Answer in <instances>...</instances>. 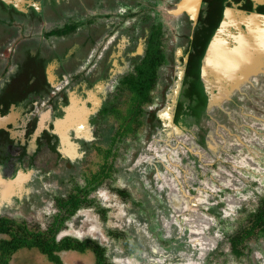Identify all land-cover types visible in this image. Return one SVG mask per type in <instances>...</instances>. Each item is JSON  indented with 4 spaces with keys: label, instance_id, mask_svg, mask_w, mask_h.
Listing matches in <instances>:
<instances>
[{
    "label": "flooded vegetation",
    "instance_id": "af4514ba",
    "mask_svg": "<svg viewBox=\"0 0 264 264\" xmlns=\"http://www.w3.org/2000/svg\"><path fill=\"white\" fill-rule=\"evenodd\" d=\"M180 1L0 0V225L27 229L5 208L20 205L24 196L44 198L50 224L36 232L59 226L58 240L97 242L102 264H133L135 254L112 246L120 238L127 242L124 227L139 233L136 221L154 216L163 235L171 228L178 236V207L179 216L193 218L183 221V234L197 250L195 257L211 253L207 242L198 247L193 237L201 228L212 238L209 210L216 213L217 204H227L223 199L214 204L220 197L213 195L238 189L247 176L263 179L256 175L262 168L256 151L264 152V129L262 135L256 129L258 123L264 128V118L253 113L264 111L259 106L264 72L255 74L264 71V40L247 53L240 47L258 62L254 70L238 72L225 64L234 53L227 49L224 33L231 27L239 35L235 25L247 29L252 14L264 18V0H199L190 10L194 15L180 9ZM229 9L237 11L235 21L223 27ZM240 11L248 19H238ZM240 44L237 40L230 47L235 51ZM233 72L245 77L233 83ZM220 81L234 88L227 97L212 100L222 91ZM215 111L220 119L213 116ZM213 131L220 150L210 145ZM257 140L262 146H256ZM91 165L96 171L88 174ZM183 181L189 185L186 190ZM188 198L194 200L193 209ZM263 199L253 209L246 200L236 202L237 211L246 209L250 220H256ZM120 205L139 214L129 222L123 211L130 209L122 211ZM114 210L126 218L124 227L107 228L103 243L101 226L91 220L96 216L107 222ZM76 219L85 221L88 235L75 231L71 220ZM62 228L68 232L59 235ZM142 247L140 243L135 250ZM161 252L152 250L151 257L144 255L145 261L137 264L149 259L162 264L159 258L166 252Z\"/></svg>",
    "mask_w": 264,
    "mask_h": 264
},
{
    "label": "rangeland",
    "instance_id": "374dc122",
    "mask_svg": "<svg viewBox=\"0 0 264 264\" xmlns=\"http://www.w3.org/2000/svg\"><path fill=\"white\" fill-rule=\"evenodd\" d=\"M185 1L186 0H181L180 2H178V4L180 5L181 3H184ZM164 13L166 14L167 18L170 17L166 11ZM190 13L193 15L195 14V12L192 13L191 11ZM262 77L264 78V75H262ZM216 79L218 80L217 77ZM246 80H250V78ZM231 85L233 84L231 83L227 86L232 87ZM229 87L227 88L225 86L224 90L220 91L219 94H216V96H214L212 100H215V98H218V100H220L221 98L223 99L224 95L227 97L234 88L233 87L229 89ZM244 91H249V90L244 89ZM260 99H261L260 105H259V101H257L256 99L255 101L264 110L263 108L264 96H261ZM238 100L244 101L245 104L246 102L248 103L246 98H240ZM251 108L255 110V108L253 107ZM260 111L261 112L259 114L257 112L253 114L257 117L264 118V111L262 110ZM217 114H219L218 111H215L213 116L220 119L219 117H217L218 116ZM236 116H238V114H234L233 117L236 118ZM252 126L256 127L254 124H252ZM263 129L264 128L262 127V124L258 123L256 130L259 131V135L263 134ZM242 132L244 133V136L245 137L248 136L247 138H249L251 141L255 140L256 136L254 134L248 131H244V130H242ZM212 137L213 138H211V142H210L212 149L220 150V147L222 146V144L219 145V143L217 142L218 139L216 138L215 131H213ZM256 142L258 143V145L256 146L258 147L262 146V143L260 141L257 140ZM260 150H262V148ZM260 150L256 151V153H257V157L259 158V161L261 162L260 166H262V168L259 169L256 175L257 174L261 175V177L263 178L261 182L259 179L258 180L253 179V178L250 179L247 176L246 183L243 182V185L239 186L238 189L228 190L227 188V189H224L223 192H220L219 195H213L214 199L217 197H220V198H217L216 201H214L215 202L214 204H216L218 201L220 203L221 199L226 200L227 204L226 206L225 205L220 206V204L219 205L217 204L218 210L216 211V213L219 214L218 216L216 215L215 212L209 210L210 213L208 215L212 219V222L211 220L208 219V222L210 223L209 226L211 229L210 232L208 231V234L210 235L209 237H212V238L208 239L207 236L202 232L201 228L200 230L197 229V235H194L193 237V240H195L194 243L195 245H198V247L203 246L204 244H206L205 242H207V248L208 247L211 248L209 250L211 251V253L207 256L204 253H201V254L199 253L198 254L199 257L197 258L195 257L197 250L196 249L192 250V247L189 245V241L186 239L187 236L183 234L184 230L186 229L183 226V221L192 220L193 218L184 216L186 214H182L179 216L178 207H177L178 215L175 216L176 217L175 219L176 220L178 219L179 222L182 224V226H180L181 232L178 236H175L172 234L170 226L168 227V230L170 228L169 232L167 231L166 234L163 235L161 226L159 225L158 220L155 219L154 216L149 217L147 219H144V218L138 219V220H141V222L143 221L146 223L148 222L147 224L140 223L137 219H135L137 220L135 226L138 227L139 233L135 232L134 230H131L123 226V221L126 218H124V216H119L115 210L110 211L108 213V215H110V219L107 222H104L103 219L99 221V218H97L96 216L94 217L92 216L93 219L91 220V224L97 225L98 228H100L101 226L100 229L103 235L107 234V228L113 227V225H117L116 228L118 229L123 226L124 228L129 230L128 235H127V242H125L124 238H120L121 239V240L119 239L120 241L116 240L117 242L112 243L114 241L112 240L111 243H112V246L115 247L117 252L122 251V254L132 253V254L137 255V257H135V255L130 257V261L133 264H137V260L139 262L145 261L144 255L149 256L150 254L149 257L152 256L151 255L152 253L154 255V252L151 253L152 250H155V252L162 251L161 253L166 252L165 257L162 256L161 258H159L161 259L162 264H264V231L263 230L258 228L259 230L256 234L248 237L247 239H245L244 242H242V244L238 245L240 247L241 254H237L233 251L232 239L230 238L233 234H236L237 232H239L243 227L245 228L250 227L253 222L252 219L250 220V214L248 211H246V209H244V212H242L241 214L240 212L237 211L240 205L236 204V202H241L243 200H246L249 208L253 209L254 206L259 203L260 197L262 198L264 196V185H261V184H264V152ZM87 170H88V174H91L92 172L96 171V168L93 165H91V166H87ZM223 173L226 174L225 176L229 175V171H224ZM81 182L82 183L85 182V179L81 178ZM182 185L184 187V190H186L189 186L188 183L185 181L182 182ZM194 185H195V182H194ZM62 190L63 192H65L66 186H64L61 189V191ZM4 195L5 197L8 196L6 191ZM231 195H235L236 198L233 199ZM24 197H27V198L25 199L23 198L20 205H18L17 203L10 204L9 206L7 205V207L5 208L7 209L6 212L11 211L13 214H15L18 224H26L28 226L27 230L30 232H36L37 230L45 231V229L50 224V218H48V216L46 215L50 213V210L46 208L45 205H43V203H41V201H43L44 198H40V197L31 198L28 196H24ZM192 199L188 198V202L191 203V209H193V204H194V200L192 202ZM107 204L111 206L109 202ZM177 204L178 203L175 202L176 206ZM119 209H121V205ZM122 209L128 210L130 208H127L126 205H123ZM220 210L224 211L223 216L220 215ZM1 211L4 212L5 210H1ZM130 211H131L130 213L129 211H123L125 214L127 213V215H129L128 216L129 222H131L132 218L136 217L135 215L139 214L136 208H131ZM163 211H165V209L161 210L162 213ZM229 214L230 216L227 217V215ZM114 215L117 216L118 220L119 219L122 220L120 221L121 224L116 223ZM193 215H194L193 212L189 210V216H193ZM71 222H72V225L74 224L73 226L75 228V231L79 235H81L82 237L88 235L90 229L87 227L88 225L85 223V221L76 219L75 221L71 220ZM171 222L172 221H170V224ZM196 224H197L196 225L197 227L200 226L199 222H196ZM60 231L61 233H59V235H62L68 232L64 228H62ZM167 237L169 238V240L165 241L164 239ZM1 238H8V236L0 235V240ZM100 239H101V242H103L105 241V239H108V238H106V235H105V238L101 237ZM123 242L125 244H123ZM140 243H142V246H143L142 250L141 251L139 249L135 250V247L138 246ZM126 248H129V249L127 250ZM59 255L61 256L64 264H95V261H96V257H95L96 255L92 250L86 251L85 254L74 252V251H63V252H59ZM178 255H181V258H182L180 262H177V260L179 259ZM175 256H178V257H175ZM150 261L151 260L149 259V261H147L146 263L154 264L153 262H150ZM9 264H56V263L50 261L47 255L43 254L37 248H31V249L22 248L10 257Z\"/></svg>",
    "mask_w": 264,
    "mask_h": 264
},
{
    "label": "trees",
    "instance_id": "16d2710c",
    "mask_svg": "<svg viewBox=\"0 0 264 264\" xmlns=\"http://www.w3.org/2000/svg\"><path fill=\"white\" fill-rule=\"evenodd\" d=\"M262 204L263 207L261 208L260 214L256 215V220H252V226L245 228L246 230L241 233L232 235V246L235 253L241 254L238 245L242 244V242L249 237V234L254 232L255 225L256 228L261 227V230L264 231V199ZM58 229L59 226L44 233L42 231L31 233L25 226H20L19 229L15 231L13 228H5L4 225H0L1 232L9 233L8 238H1L0 240V264H9L10 257L22 248H37L43 254L47 255L50 261L56 264H64L59 255V252L63 250H76L81 253L92 250L98 259V264H102V260L104 259L103 249L97 242H83L70 237L58 240L56 235Z\"/></svg>",
    "mask_w": 264,
    "mask_h": 264
},
{
    "label": "crops",
    "instance_id": "0c3cea01",
    "mask_svg": "<svg viewBox=\"0 0 264 264\" xmlns=\"http://www.w3.org/2000/svg\"><path fill=\"white\" fill-rule=\"evenodd\" d=\"M236 11L234 9H229L228 12H227V15H228V19L227 22L224 24L223 27H226L227 24L230 25L232 22H234V14L233 12ZM237 12V11H236ZM239 16H238V19L243 15V16H246V13H243L242 11L238 12ZM245 19H248V17L246 16ZM244 19V20H245ZM252 19L253 21L250 22L249 24H253L252 26H250L249 24H247V29H242L241 28V25L240 27L236 26L235 27L238 29V33L239 35H235L233 33V30L231 29V27H229L228 30H225V35H226V43L225 45L227 46V49L231 50V52L233 51L231 49V43H235L237 40H239L241 42L240 46H236V49L235 51L233 52H238L239 53V50H240V47H243V50L246 52L248 50H253L252 48L255 47V45H259V41L261 39L264 40V18H261L257 15V14H252ZM246 21V20H245ZM247 34L243 39V35ZM220 35V34H219ZM222 35V34H221ZM248 35H252V37H249ZM231 36H235V39H231ZM229 39V40H228ZM247 53V52H246ZM240 54V53H239ZM236 58V56H235Z\"/></svg>",
    "mask_w": 264,
    "mask_h": 264
},
{
    "label": "bare ground",
    "instance_id": "6f19581e",
    "mask_svg": "<svg viewBox=\"0 0 264 264\" xmlns=\"http://www.w3.org/2000/svg\"><path fill=\"white\" fill-rule=\"evenodd\" d=\"M198 3H199V0H186L184 3H181L180 9L185 8V9L190 11L192 8L195 9V7H198ZM233 53H234V55H231L230 58L226 60L225 64L227 67H235L236 68L235 70L238 72L247 71L250 67H252V70L255 69V66L257 65V62H258L257 57H251V56L245 55V53L243 52L242 49L240 50L242 57L239 56L240 54L238 52L232 51L231 54H233ZM235 56H236V58H235ZM248 72H250V70ZM244 77H245V75L240 76V74H238L237 72L236 73L233 72L232 77L229 79H231L234 83L235 82L237 83V81H239V78L243 79ZM225 79L227 81V78H225ZM221 85H222V82L220 81L219 86H221ZM223 85H225V84L223 83ZM222 86L220 89L224 90V86L223 87Z\"/></svg>",
    "mask_w": 264,
    "mask_h": 264
},
{
    "label": "water",
    "instance_id": "95a60500",
    "mask_svg": "<svg viewBox=\"0 0 264 264\" xmlns=\"http://www.w3.org/2000/svg\"><path fill=\"white\" fill-rule=\"evenodd\" d=\"M180 5H181V4H180ZM180 11H181V10H180ZM175 13H178V10H176ZM261 72H264V71L255 72V74H257V73H261Z\"/></svg>",
    "mask_w": 264,
    "mask_h": 264
}]
</instances>
